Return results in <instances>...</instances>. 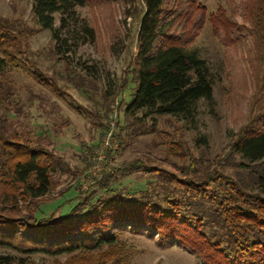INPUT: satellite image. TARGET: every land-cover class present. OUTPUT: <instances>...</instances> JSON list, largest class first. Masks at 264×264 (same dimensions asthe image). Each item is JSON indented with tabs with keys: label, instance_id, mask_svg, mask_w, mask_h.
Returning a JSON list of instances; mask_svg holds the SVG:
<instances>
[{
	"label": "rangeland",
	"instance_id": "1",
	"mask_svg": "<svg viewBox=\"0 0 264 264\" xmlns=\"http://www.w3.org/2000/svg\"><path fill=\"white\" fill-rule=\"evenodd\" d=\"M198 2L205 12L173 33L207 61L214 105L200 101L193 120L160 116L153 122L125 114L136 87L144 0H88L77 7L79 20H70L62 33L63 39L72 33L77 38L68 39L67 53L37 24L33 0H0V19L22 38L21 66L3 75L13 87L5 111L9 134L59 161L52 190L36 201L34 212L59 217L91 191L110 199L100 183L120 193L143 184L149 202L173 198L185 213L191 201H202L201 194L219 193L223 179L261 192L256 182L264 162L240 167L233 144L264 113V0ZM55 17L59 27L61 16ZM83 22L94 30V40L80 30ZM117 235L113 247L60 257L35 254L28 264H204L188 247L161 236L125 226ZM0 254L17 256L2 247Z\"/></svg>",
	"mask_w": 264,
	"mask_h": 264
},
{
	"label": "trees",
	"instance_id": "2",
	"mask_svg": "<svg viewBox=\"0 0 264 264\" xmlns=\"http://www.w3.org/2000/svg\"><path fill=\"white\" fill-rule=\"evenodd\" d=\"M87 4L88 0H33V15L67 53L68 39L77 38L72 33L63 39L62 33L70 20H79L76 8ZM144 4L137 40L136 87L125 114H141L140 121L155 122L160 116L193 120L200 101L214 105V79L207 61L186 47L174 35L173 27L187 26L205 7L198 0H144ZM56 14L61 16L59 27L55 26ZM80 30L95 39L94 30L85 22ZM13 31L0 19V247L18 256L0 254V264H28L35 254L60 257L113 247L122 226L161 236L169 244L178 242L197 253L204 264H264V173L256 182L261 192H248L223 179L217 186L222 188L220 194H201L202 201H191L187 213L173 198L167 201L164 197L162 204L149 202L144 185L139 183L124 188V193L100 183L97 186L110 199L103 201L93 191L82 201L77 196V203L71 209L75 202L68 206L70 212L60 213L61 217L52 216L56 213L42 216L40 208L34 212L36 201L52 190L59 161L28 140L9 134L5 111L13 87L3 75L21 66L18 55L22 54L21 34L14 36ZM233 151L242 161L240 167L246 166L245 161L264 162V113L245 129ZM25 210L33 212L23 214Z\"/></svg>",
	"mask_w": 264,
	"mask_h": 264
}]
</instances>
